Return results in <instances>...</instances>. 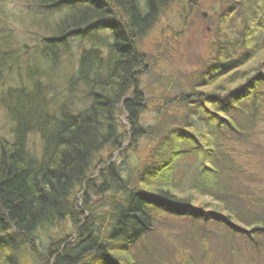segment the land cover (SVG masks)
<instances>
[{
    "label": "trees",
    "instance_id": "1",
    "mask_svg": "<svg viewBox=\"0 0 264 264\" xmlns=\"http://www.w3.org/2000/svg\"><path fill=\"white\" fill-rule=\"evenodd\" d=\"M174 2L0 0V264H264V0L154 79Z\"/></svg>",
    "mask_w": 264,
    "mask_h": 264
},
{
    "label": "rangeland",
    "instance_id": "2",
    "mask_svg": "<svg viewBox=\"0 0 264 264\" xmlns=\"http://www.w3.org/2000/svg\"><path fill=\"white\" fill-rule=\"evenodd\" d=\"M10 1L11 3H9V6L15 8V11H19V9H23V5L28 3L30 4L34 0H10ZM177 2L178 0H175L174 5H172L169 8V10L164 15H162L163 17L159 24H160V28H164L165 26V28L168 29L169 27V30H171L173 33H177L178 40L171 39L169 41V45L166 47V50L164 49L165 51L164 57L160 59L161 61L159 60L160 64L155 70L154 79L160 75H162L161 77H164L165 79L172 73H179L182 77L183 75H186L192 70L197 69L198 56H200V54L205 51V45H207V42L203 37V30L206 29V27H209L212 22V19L211 17H209V15L212 8L214 9L217 6V4H215L216 0H194L193 2L187 1V7L190 10V12L189 14L184 15V17L180 19V21H178L179 16L181 15L183 10L180 13L176 5ZM201 11L207 12V15L203 17ZM203 19H208V21L203 22ZM24 21L26 24L27 20ZM12 23L13 26L19 24L17 20H13ZM156 38H157L156 34H150L143 41V48L145 51L149 53V55L153 54L152 49L155 48L157 45L155 43ZM163 42L164 41H162V45ZM152 66L153 63L149 67ZM147 79L148 76H144L142 78L143 84L146 83ZM203 89L205 91H214L210 87L208 88L204 87ZM7 127L8 125L4 117V114L0 110V142L2 140H8L9 138ZM30 144L33 145V142H31ZM22 264H34V263H31L30 261L29 262L26 261Z\"/></svg>",
    "mask_w": 264,
    "mask_h": 264
}]
</instances>
